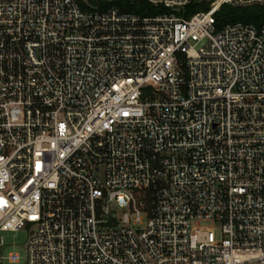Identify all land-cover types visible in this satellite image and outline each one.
I'll return each mask as SVG.
<instances>
[{
	"label": "built area",
	"instance_id": "obj_1",
	"mask_svg": "<svg viewBox=\"0 0 264 264\" xmlns=\"http://www.w3.org/2000/svg\"><path fill=\"white\" fill-rule=\"evenodd\" d=\"M144 1L0 0V232L26 264H264V24L216 18L264 0Z\"/></svg>",
	"mask_w": 264,
	"mask_h": 264
},
{
	"label": "trees",
	"instance_id": "obj_2",
	"mask_svg": "<svg viewBox=\"0 0 264 264\" xmlns=\"http://www.w3.org/2000/svg\"><path fill=\"white\" fill-rule=\"evenodd\" d=\"M142 2V1H141ZM114 5L117 2H113ZM143 4V2H142ZM120 7L123 11H132L139 13L141 15H155L158 13L157 7L152 6L151 4L145 2L142 6L137 7V3H133V0L130 5H116ZM209 8L208 4L203 5H194L191 4L187 10L189 14H194L198 10H207ZM218 26H222L230 22H244L251 23L257 26L264 24V6L261 5H252L246 7H233L230 5H223L219 12L216 15Z\"/></svg>",
	"mask_w": 264,
	"mask_h": 264
},
{
	"label": "rangeland",
	"instance_id": "obj_3",
	"mask_svg": "<svg viewBox=\"0 0 264 264\" xmlns=\"http://www.w3.org/2000/svg\"><path fill=\"white\" fill-rule=\"evenodd\" d=\"M132 0H120L116 5H130ZM145 4L146 1H142ZM137 3V7L142 6L143 4ZM158 11H164L163 8H157ZM170 11V10H167ZM111 208L118 216L123 215L122 209H120L115 203L111 204ZM193 226L199 227H208V228H216L217 226L211 221H200L193 222ZM31 235L30 226H27L24 229L16 230V231H1L0 232V243L3 238L4 244L2 246V255L4 257L3 264H26L27 258V243ZM11 252H17L21 256L20 263H10L8 260V256Z\"/></svg>",
	"mask_w": 264,
	"mask_h": 264
},
{
	"label": "water",
	"instance_id": "obj_4",
	"mask_svg": "<svg viewBox=\"0 0 264 264\" xmlns=\"http://www.w3.org/2000/svg\"><path fill=\"white\" fill-rule=\"evenodd\" d=\"M115 2H119L120 0H114ZM133 3H141V0H133Z\"/></svg>",
	"mask_w": 264,
	"mask_h": 264
}]
</instances>
